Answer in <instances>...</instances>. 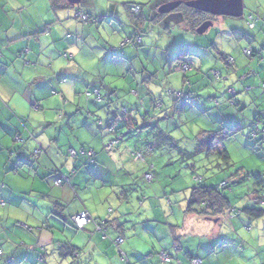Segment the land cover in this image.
<instances>
[{
  "label": "clouds",
  "instance_id": "clouds-1",
  "mask_svg": "<svg viewBox=\"0 0 264 264\" xmlns=\"http://www.w3.org/2000/svg\"><path fill=\"white\" fill-rule=\"evenodd\" d=\"M0 264H264V0H0Z\"/></svg>",
  "mask_w": 264,
  "mask_h": 264
}]
</instances>
